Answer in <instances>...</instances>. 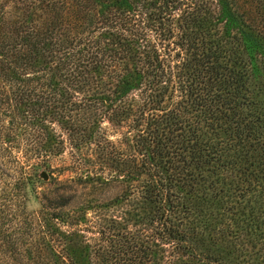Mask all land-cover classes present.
<instances>
[{
	"label": "rangeland",
	"instance_id": "obj_1",
	"mask_svg": "<svg viewBox=\"0 0 264 264\" xmlns=\"http://www.w3.org/2000/svg\"><path fill=\"white\" fill-rule=\"evenodd\" d=\"M220 3L210 5L227 62L264 113V0L247 3L256 5L248 29ZM38 15L36 8L35 21ZM19 16L14 1L0 0V32ZM0 86L7 97L0 101V198L16 248V263L5 254L2 264H35L36 254L42 264H264V180L238 161L229 134L202 127L214 146L183 164L159 158L150 169L156 185L139 155V168L130 169L131 134L118 117L105 115L92 126L98 140L83 141L54 109L13 100L14 87L1 76ZM201 104L186 108L199 113ZM252 143L251 163L262 158L260 142ZM147 182L167 189L178 209L162 211L167 205L149 188L141 196ZM61 197L66 203L57 205Z\"/></svg>",
	"mask_w": 264,
	"mask_h": 264
},
{
	"label": "trees",
	"instance_id": "obj_2",
	"mask_svg": "<svg viewBox=\"0 0 264 264\" xmlns=\"http://www.w3.org/2000/svg\"><path fill=\"white\" fill-rule=\"evenodd\" d=\"M12 1L20 16L0 32V76L13 85V100L54 109L83 141L97 139L92 126L105 115L118 117L131 134L130 169L139 166V155L156 185L150 169L159 158L183 164L196 161L201 146H214L202 127L229 134L238 161L260 169L264 180V113L246 98L244 80L227 62L212 0ZM219 1L227 18L239 16V25L252 27L247 12L256 5L247 3L257 0ZM5 98L0 86V101ZM198 100L202 111L190 114L186 106ZM252 141L260 142L262 158L251 163ZM142 188L141 196L149 188L167 205L162 211L178 209L167 189L148 182ZM60 199L57 205L66 203ZM11 221L0 198V258L16 263L6 232ZM32 260L42 264L39 254Z\"/></svg>",
	"mask_w": 264,
	"mask_h": 264
}]
</instances>
